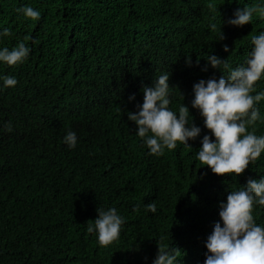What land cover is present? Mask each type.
<instances>
[{
	"label": "trees",
	"instance_id": "trees-1",
	"mask_svg": "<svg viewBox=\"0 0 264 264\" xmlns=\"http://www.w3.org/2000/svg\"><path fill=\"white\" fill-rule=\"evenodd\" d=\"M25 5L40 11L38 21L17 13ZM245 5L264 0H0V29L10 30L0 47L31 49L21 64L0 63V74L17 79L0 88V129L13 126L0 130V264H151L158 242L176 249L178 264H203L220 201L264 176V153L239 176L202 165L200 138L149 155L127 112L167 73L169 107L185 103L201 137L209 133L191 108L192 86L223 74L202 70L208 54L244 63L251 37L264 31L259 12L243 26L226 23ZM257 107L264 117V100ZM252 127L264 134V119ZM69 129L78 136L71 149L62 142ZM98 207H115L125 221L106 247L87 231ZM253 215L264 225V206Z\"/></svg>",
	"mask_w": 264,
	"mask_h": 264
},
{
	"label": "clouds",
	"instance_id": "clouds-1",
	"mask_svg": "<svg viewBox=\"0 0 264 264\" xmlns=\"http://www.w3.org/2000/svg\"><path fill=\"white\" fill-rule=\"evenodd\" d=\"M16 11L33 21H38L41 16L40 11L32 6H21ZM256 12L264 16V8L259 5H245L237 8L226 23L243 26L251 22ZM209 28L215 31L216 23H210ZM9 35L8 28L0 29V38ZM224 51H229L226 44ZM30 52L24 41L12 48L0 47V63L8 66L21 64ZM205 59L207 65L202 70L211 66L223 74L218 79L202 78L195 82L190 103L191 108L199 111L209 133L201 137L202 128L194 123L185 103L177 111L169 107L170 76L167 73L155 77L150 86L142 87L143 102L136 104V111H128L127 117L135 122V134L142 139L149 155H162L165 149L174 150L178 142L191 146L190 140L200 138L195 156L202 165L218 175L234 173L239 176L264 153V134L257 135L252 127L264 119L257 107L264 100V90H256V82L264 77V31L251 37V49L243 64L233 67L228 58L215 54H208ZM186 63L191 66L190 57ZM16 84L15 76L0 74V88L15 87ZM128 99L135 100V94ZM0 130L12 132L11 121L5 122ZM62 142L70 149L75 148L78 143L76 132L69 129ZM254 205L264 206V176L248 178L246 184L231 189L226 200L220 201V219L204 241L207 251L203 264H264V225L254 218ZM147 208L153 213L157 210L155 204H149ZM97 212L93 223L87 225V231L94 232L98 244L106 247L119 238L125 221L115 207H98ZM151 264H178L176 249L158 242V251Z\"/></svg>",
	"mask_w": 264,
	"mask_h": 264
}]
</instances>
